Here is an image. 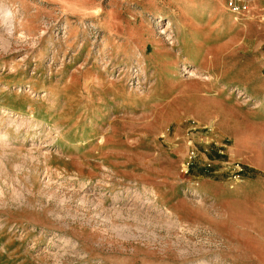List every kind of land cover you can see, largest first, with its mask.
Instances as JSON below:
<instances>
[{
    "label": "rangeland",
    "instance_id": "rangeland-1",
    "mask_svg": "<svg viewBox=\"0 0 264 264\" xmlns=\"http://www.w3.org/2000/svg\"><path fill=\"white\" fill-rule=\"evenodd\" d=\"M187 1L0 0V264H264V0Z\"/></svg>",
    "mask_w": 264,
    "mask_h": 264
},
{
    "label": "crops",
    "instance_id": "crops-1",
    "mask_svg": "<svg viewBox=\"0 0 264 264\" xmlns=\"http://www.w3.org/2000/svg\"><path fill=\"white\" fill-rule=\"evenodd\" d=\"M216 5H214L213 7H211V9L212 10H216V12L215 13H217L218 11H220V19L223 21V18H224V26L222 27V29L220 30V31H217L215 34H213V32L211 31V30H208V35H209V41H208V44H209V46H212V47H214V48H216V49H218L219 47H221V46H223L222 44H225V43H223L222 41H223V39H224V37L226 36L225 34H226V30H227V28L229 27H227V25H226V23H228V24H234V22H236V21H234V19H232V17H231V19L229 20V21H227L225 18L227 17L226 15H225V7H224V3H223V0H219L218 2V6H217V3L215 2V0H212ZM217 7V8H216ZM224 7V8H223ZM177 12V14L179 13V9H178V11H176ZM182 17H183V15H182ZM184 18V17H183ZM183 18H182V20H183ZM185 27L183 26V23H182V25H181V30H183ZM228 35L230 36V39H235V38H237V33H235L234 31H232L230 28H229V30H228ZM223 36V39L221 38ZM216 49H214V51L216 50ZM258 73H257V71H256V69L255 70H253V71H251V73L249 74V73H247V74H245V76H247V75H250V77L252 76L253 77V75H255L254 76V78L255 79H259L260 77H257L256 75H257ZM245 79V78H244ZM240 86H242L241 84H240ZM243 88L245 87V86H242ZM250 88V87H249ZM249 91H251V92H249V93H251V94H258V93H261V98H258L259 99V103L261 102V103H264V77H262L261 78V80H260V82H259V85L257 86L256 85V87L255 88H250V90ZM217 95V94H216ZM211 96V95H210ZM209 99H211V100H213V101H215L216 99H217V97L216 96H212V97H209ZM225 112H226V115H225ZM230 112H229V110H227V109H225V108H223V107H221V106H219V104H217L216 102H213V105H212V107L211 108H209V109H207V110H204L203 112H198V113H191V115H186V114H184V112L183 111H179V113H175L176 114V117H175V121H177V122H181V123H183V122H185V121H188L189 119H191V118H193V119H195V120H197L200 124H211V123H215L216 121L218 122V121H221V119H224L225 121H227V122H229V117L231 116L230 114H229ZM259 113H261V114H259ZM258 118H260V119H262L261 120V122H257V123H264V115H263V112H262V110L260 109V110H258ZM255 115L254 114H252V117H254ZM255 118V117H254ZM230 123V122H229ZM252 123V122H251ZM231 124V123H230ZM239 131V130H238ZM241 131V130H240ZM240 131H239V134L238 135H240ZM182 133V132H181ZM185 136V135H184ZM183 136V137H184ZM234 142H235V139H234ZM235 145H236V143H235ZM185 146V145H184ZM183 149H185V147L183 148ZM248 150H250L251 151V149H249L248 148ZM234 186V185H233ZM227 188H231V185L230 186H226ZM203 189V187L202 186H200V188H199V190H202ZM180 203H181V201H179V202H177L175 205L176 206H179L180 205Z\"/></svg>",
    "mask_w": 264,
    "mask_h": 264
},
{
    "label": "bare ground",
    "instance_id": "bare-ground-1",
    "mask_svg": "<svg viewBox=\"0 0 264 264\" xmlns=\"http://www.w3.org/2000/svg\"><path fill=\"white\" fill-rule=\"evenodd\" d=\"M187 2H191V0H188ZM198 31H200V30H198ZM202 32V31H201ZM196 49H199V48H196ZM211 59L212 58H209V57H207V56H204L203 57V66H205V64H207L208 62H210L211 61ZM205 69V68H204ZM221 70V69H220ZM203 71V70H202ZM188 73L190 74L189 75V77H195V76H197L198 74H199V72L197 71V70H195V68H193V69H190L189 71H188ZM261 188L262 187H258V189L257 190H254V192H253V194L254 193H257V192H259V190H261ZM261 192H262V190H261ZM252 193H250L249 195H251ZM260 196V195H259ZM258 200H260V198H257Z\"/></svg>",
    "mask_w": 264,
    "mask_h": 264
}]
</instances>
